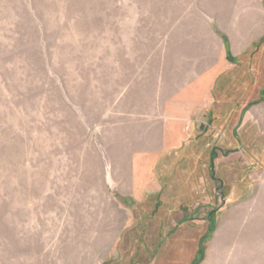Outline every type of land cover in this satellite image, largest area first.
Returning <instances> with one entry per match:
<instances>
[{
    "label": "rangeland",
    "instance_id": "1",
    "mask_svg": "<svg viewBox=\"0 0 264 264\" xmlns=\"http://www.w3.org/2000/svg\"><path fill=\"white\" fill-rule=\"evenodd\" d=\"M0 264H264V0H0Z\"/></svg>",
    "mask_w": 264,
    "mask_h": 264
},
{
    "label": "crops",
    "instance_id": "2",
    "mask_svg": "<svg viewBox=\"0 0 264 264\" xmlns=\"http://www.w3.org/2000/svg\"><path fill=\"white\" fill-rule=\"evenodd\" d=\"M201 79V76H198V77H194L193 79H191L186 86L182 87V90L179 91L177 93V98L178 100L175 99L176 102H179V103H184L187 108L185 110H194V108H196V105L194 104V101L192 100H189L187 97L185 96H189L191 94H193V92H196L197 91V88L200 87L202 84L199 83Z\"/></svg>",
    "mask_w": 264,
    "mask_h": 264
}]
</instances>
